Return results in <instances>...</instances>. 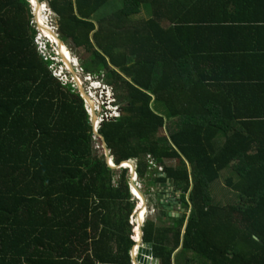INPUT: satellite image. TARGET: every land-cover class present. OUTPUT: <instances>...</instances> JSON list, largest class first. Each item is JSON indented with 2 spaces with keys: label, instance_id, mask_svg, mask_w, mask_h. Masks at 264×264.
Instances as JSON below:
<instances>
[{
  "label": "trees",
  "instance_id": "1",
  "mask_svg": "<svg viewBox=\"0 0 264 264\" xmlns=\"http://www.w3.org/2000/svg\"><path fill=\"white\" fill-rule=\"evenodd\" d=\"M46 2L80 67L113 88L121 113L99 134L114 164L135 160L142 184L169 182L190 209L174 217L158 205L146 220L154 258L264 264V98L244 115L233 95L264 93V46H244L243 73L227 72L233 27L210 42L187 17L192 0ZM240 12L251 40L264 0H243ZM36 35L27 0H0V264H131L128 171L113 183L83 100L52 75ZM224 171L236 193L227 205L212 192Z\"/></svg>",
  "mask_w": 264,
  "mask_h": 264
},
{
  "label": "crops",
  "instance_id": "2",
  "mask_svg": "<svg viewBox=\"0 0 264 264\" xmlns=\"http://www.w3.org/2000/svg\"><path fill=\"white\" fill-rule=\"evenodd\" d=\"M243 0H192L191 9L186 12H191L190 16H187L193 20L194 25L201 27L200 34L209 32L210 42H223L226 40V36L229 34L231 28L235 34L234 44L231 42L225 44L224 46H232V52L226 57L225 61L221 63L222 67L226 68L227 72H241L243 70L242 66L236 62V59L246 58L250 60L248 54L244 52L243 47L249 45H262L264 46V22L261 24L253 23L254 28L257 30L253 39L248 40L250 33L253 32L252 29L249 31H244L235 21V16L239 15L240 6ZM211 11V18H210ZM244 17V13L241 14ZM259 25V26H257ZM238 27V29L236 28ZM259 27V28H257ZM243 34V35H242ZM213 46V45H210ZM234 52V53H233ZM263 70V69H262ZM264 78V77H262ZM264 89V86L262 87ZM256 91L254 88L249 89L246 92L242 90H237L233 93L236 99L234 103L237 108L243 109L242 113L257 111L258 107H255L258 97L264 98V93ZM262 91V90H261ZM249 92V93H248ZM240 98V99H237ZM245 103V104H244ZM259 110V109H258ZM156 190L157 198H159L165 206H174L175 196L179 190H176L169 182L166 183H156L154 186ZM180 192V191H179ZM182 208V206H180ZM164 224V217L162 218L160 225ZM141 231V230H140ZM136 241L138 240L137 229H135ZM141 237V235H140Z\"/></svg>",
  "mask_w": 264,
  "mask_h": 264
},
{
  "label": "built area",
  "instance_id": "3",
  "mask_svg": "<svg viewBox=\"0 0 264 264\" xmlns=\"http://www.w3.org/2000/svg\"><path fill=\"white\" fill-rule=\"evenodd\" d=\"M32 23L34 22L32 21ZM40 53L45 60H54L53 57L46 53L44 47L41 48ZM61 62L63 66H57L55 62H52L49 69L55 78L60 79L64 85H69L73 92L77 93L76 90H79L82 84L79 81V76L87 81L88 94L91 98L94 96L95 102L93 104L90 99H88V101L85 97L81 98L84 100V108L88 115L89 122L92 125L93 136L100 138L99 130L102 124L118 118L121 113L120 108L115 104L116 99L113 88L103 81V77L95 78L91 74L84 72L80 64L73 63V65H71L64 61ZM94 119H96V121Z\"/></svg>",
  "mask_w": 264,
  "mask_h": 264
},
{
  "label": "clouds",
  "instance_id": "4",
  "mask_svg": "<svg viewBox=\"0 0 264 264\" xmlns=\"http://www.w3.org/2000/svg\"><path fill=\"white\" fill-rule=\"evenodd\" d=\"M28 1V4H29V6H30V10H31V13H32V21L34 22V23H32V26L36 29V31H37V35H36V38H35V44L36 45H38V47H39V52H40V50H41V48L42 47H44L45 48V50H46V53L48 54V55H50L51 57H53L54 58V60H49V61H51V62H55L56 63V65L57 66H63V64H62V62L61 61H64L63 60V58H62V56H61V54H60V52H62V47H58V44H53V43H51L50 41H48L47 39H43L42 38V32H41V28L38 26V24H40L39 23V21H38V11L36 10V7L34 6V4H33V0L32 1H29V0H27ZM37 1H39V3H44L45 5H47L48 6V4H47V2L46 1H44V2H42V0H37ZM43 5V4H42ZM48 8H49V6H48ZM50 10V9H49ZM51 11V10H50ZM51 13H52V11H51ZM52 17H53V13H52ZM52 23H53V21L51 20V24H50V26L52 25ZM52 28H53V31H54V33H55V35L56 36H58L59 37V39L62 41V39L60 38V36H59V34L57 33V30H58V28H55V27H53V26H51ZM57 27V26H56ZM63 42V41H62ZM63 44H64V46L67 48V46L65 45V43L63 42ZM50 50L51 51V53H48V51ZM69 50V49H68ZM71 53V52H70ZM40 55H41V53H40ZM71 55H72V53H71ZM42 56V55H41ZM61 60V61H60ZM65 62V61H64ZM73 63H77V64H79V61H78V59L77 58H75L73 55H72V61L70 62L69 61V63L68 64H73ZM81 98V97H80ZM82 99V98H81ZM83 100V99H82ZM83 102H84V100H83ZM85 109V108H84ZM99 136H100V138L98 137V142H97V144L96 145H98L99 147H97V148H100V147H102V149L104 150V147H103V142H102V136L99 134ZM93 138V137H92ZM109 150V149H108ZM109 153H110V151H109ZM109 156H110V165H109V163L108 162H106L107 164H108V166L111 168L113 165L112 164H114V160H113V157H111V155L109 154ZM104 158H105V161H106V156H105V150H104ZM126 162H130L131 164H132V166H130V167H123L122 165L123 164H125V162H122L121 164H119L120 166H122L123 168L122 169H118V170H123V169H126L127 171L129 170V189H130V194H131V196H132V199L130 200V205L132 206V215L130 216V219H129V224L132 226V230H131V238H132V240L134 241V245H133V247L131 248V250H130V257H131V264H137V263H134V261H133V256H132V253L134 254V256H135V258L137 257V247L138 246H135V243L137 242V241H135L134 240V237H133V235H134V233H135V229L138 227H135L134 228V226L135 225H137L138 224V217H137V211L134 209V206H144V208L146 209V218H147V213H148V210H149V208H150V212L152 213V217H153V219H150V220H155L156 221V215L158 216V212H156V210H155V208L157 207V203H159V201H160V199L159 198H157V195L153 198V199H149L151 196H152V194L149 192V194L147 195L146 193H145V190H143L142 191V188L140 187V184H141V182H140V180H139V178H138V174H137V170H136V161L135 160H129V161H126ZM114 166H115V164H114ZM116 166H118V165H116ZM111 169H113V168H111ZM162 170V169H161ZM161 175V174H160ZM132 184H134V186L132 185ZM134 188L135 189H137L138 190V192L140 193V195L142 196V199H140L135 193H134ZM149 189H154V186L153 187H148ZM147 190V189H146ZM148 191V190H147ZM156 193V192H155ZM180 193V192H179ZM179 197L181 198V196L179 195ZM144 199H145V201H144ZM146 204H145V203ZM179 202H180V205L179 206H182V201L180 200V201H178L177 200V198L175 197V201H174V204H179ZM164 205V204H163ZM169 206L167 205L166 206V208H164V209H167ZM182 209V215L184 214V213H188L189 214V212H190V209H186V208H181ZM168 210V209H167ZM145 218V221L142 223V225H141V230H142V232H143V227H144V224H145V222H146V219ZM162 220V219H161ZM184 230V229H183ZM183 233H184V231H183ZM143 236H144V232H143ZM142 239H143V237H142ZM140 243V242H139ZM145 242H144V240H143V244H144ZM152 244V243H151ZM154 257V256H153ZM139 264V263H138Z\"/></svg>",
  "mask_w": 264,
  "mask_h": 264
},
{
  "label": "rangeland",
  "instance_id": "5",
  "mask_svg": "<svg viewBox=\"0 0 264 264\" xmlns=\"http://www.w3.org/2000/svg\"><path fill=\"white\" fill-rule=\"evenodd\" d=\"M44 1H46V0H42V2H44ZM121 1V0H120ZM39 3V1H37V0H33V4L35 5V7L37 8V4ZM39 4H41V3H39ZM43 4V5H42ZM41 5L44 7V9H43V12L42 13H48V16L47 17H49L50 16V12H49V10H48V7H47V5H45L44 3H42ZM121 4H122V2L120 3V5L117 7V8H115V9H112L111 10V8H110V3L106 6V7H104L103 8V12H105V13H110V12H112V11H115V10H117L118 8H120L121 7ZM37 10V9H36ZM50 18V17H49ZM53 18L54 17H52L51 16V19H50V22H49V26H50V24H51V20L53 21ZM54 20H55V18H54ZM51 26H53V27H55V28H57L56 27V24H55V22L53 21V23H52V25ZM42 38L45 40V39H47V37H46V35L45 34H43L42 33ZM48 41H50L49 39H47ZM51 43H53V42H51ZM54 44V43H53ZM66 48V47H65ZM68 49V48H67ZM48 51V50H47ZM48 53H51V51L49 50L48 51ZM73 65V64H72ZM79 78V81L82 83L81 85H80V88H79V90H76L77 91V93H79L81 96L80 97H85V99L86 100H88V99H90V101L94 104V102H95V98H94V96L91 98L90 96H89V94H88V89H87V85H88V83H87V81H85V80H83V78L81 77V76H79L78 77ZM88 95V96H87ZM89 101V100H88ZM160 110L161 111H164V109L163 108H161L160 107ZM95 121H96V119H94ZM93 120V121H94ZM92 141H93V144L95 145V147H96V150L97 151H99V154H100V156L102 155V156H104V150L102 149V147H100V148H97V147H99L98 145H96L97 144V142H98V137L97 136H93V138H92ZM113 171H114V175H113V183L115 184L117 181H118V179H119V175H120V173H121V171L122 170H118V169H113ZM161 171V170H160ZM128 173H129V170H128ZM230 175H232L229 171H224V172H222L221 173V176H220V180L218 181V182H216L215 184H213V186H212V192H213V195H214V198H215V200H216V202H219V203H221V204H223V205H227L230 201V199H235V197H236V193L235 192H233V191H231L229 188H227L226 187V185H225V182H224V180H225V177H227V176H230ZM235 179V178H234ZM140 187L142 188V191L143 190H145V193H151L152 194V196L149 198V199H153L155 196H156V190L155 189H149L148 187H146L144 184H140ZM148 191H147V190ZM217 195H216V194ZM158 205H159V203H157V207H158ZM141 210H143V208L141 209ZM145 217H144V221H145V218H146V209H145ZM146 219H153V217H152V213L150 212V208H149V210H148V213H147V218ZM189 255V257H190V259H193L194 258V256L193 255H191L190 253L188 254ZM183 263H184V259H183ZM190 264V263H189ZM191 264H201L200 263V261L199 260H196V259H193V262L191 263Z\"/></svg>",
  "mask_w": 264,
  "mask_h": 264
},
{
  "label": "bare ground",
  "instance_id": "6",
  "mask_svg": "<svg viewBox=\"0 0 264 264\" xmlns=\"http://www.w3.org/2000/svg\"><path fill=\"white\" fill-rule=\"evenodd\" d=\"M35 6V5H34ZM37 11H38V21L40 23V28H41V32L43 34L46 35L47 39L50 40V42H53L54 44H58V47H62V52H60L63 60L66 62V63H69V61L71 62L72 61V55L70 53V51L65 48L63 42L59 39L58 36L55 35L54 31H53V28L51 26H49V22H50V18L47 17L48 16V13H42L43 12V9L44 7L41 5V4H37ZM88 96V95H87ZM114 166V164H112ZM123 167H130L132 166L131 163H125L122 165ZM134 193L140 198L142 199V196L140 195V193L138 192L137 189L134 188ZM143 207V210H141L138 214V228L137 229V236H138V240L137 242L139 243L140 240H141V225L142 223L144 222V217H145V208L144 206Z\"/></svg>",
  "mask_w": 264,
  "mask_h": 264
},
{
  "label": "water",
  "instance_id": "7",
  "mask_svg": "<svg viewBox=\"0 0 264 264\" xmlns=\"http://www.w3.org/2000/svg\"><path fill=\"white\" fill-rule=\"evenodd\" d=\"M39 27L40 24H38ZM57 35V34H56ZM102 138V142H103V147H104V150H105V156H106V162L109 163L110 165V156H109V150L106 146V143H105V140L103 137ZM125 163H130V162H125ZM111 168L113 169H122L123 167L118 165V166H112ZM134 186V184H132ZM178 201L181 200L180 197H176ZM145 201V199H144ZM145 203V202H144ZM146 204V203H145ZM179 205H180V202H179ZM173 216H181V214H174ZM143 232L141 230V240H140V243L136 242L135 243V246H138L137 247V257L135 258L134 254L132 253V258H133V261L134 263H139V264H160V261L156 258L153 257V245L151 243H144L143 244Z\"/></svg>",
  "mask_w": 264,
  "mask_h": 264
},
{
  "label": "flooded vegetation",
  "instance_id": "8",
  "mask_svg": "<svg viewBox=\"0 0 264 264\" xmlns=\"http://www.w3.org/2000/svg\"><path fill=\"white\" fill-rule=\"evenodd\" d=\"M179 195H180V193L178 191L175 197H179ZM159 205L163 206V208H166V206L163 205L161 200L159 201ZM167 209L164 210V213L167 212V216H173L175 213L181 214V216H182V209L180 208L179 204H177V203L174 206L173 205L169 206ZM181 216H174V217H181ZM160 218H163V216H160ZM168 222L169 221L167 220V218L164 217V223H168Z\"/></svg>",
  "mask_w": 264,
  "mask_h": 264
}]
</instances>
